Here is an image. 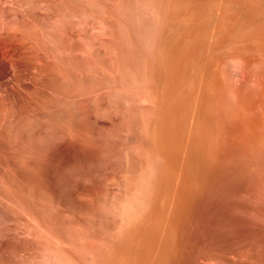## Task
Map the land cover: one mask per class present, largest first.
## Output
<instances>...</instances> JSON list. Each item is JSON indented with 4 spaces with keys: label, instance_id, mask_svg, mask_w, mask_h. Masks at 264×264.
I'll list each match as a JSON object with an SVG mask.
<instances>
[{
    "label": "rangeland",
    "instance_id": "obj_1",
    "mask_svg": "<svg viewBox=\"0 0 264 264\" xmlns=\"http://www.w3.org/2000/svg\"><path fill=\"white\" fill-rule=\"evenodd\" d=\"M0 264H264V0H0Z\"/></svg>",
    "mask_w": 264,
    "mask_h": 264
},
{
    "label": "bare ground",
    "instance_id": "obj_2",
    "mask_svg": "<svg viewBox=\"0 0 264 264\" xmlns=\"http://www.w3.org/2000/svg\"><path fill=\"white\" fill-rule=\"evenodd\" d=\"M1 60H2V59H1ZM3 64H4V63H3ZM5 64H6V63H5ZM7 64H9V63H7ZM7 66H8V65H7ZM9 66H10V65H9ZM7 68H8V67H7ZM11 69H12V68H11ZM6 70H8V69H6ZM6 70H5L4 72H6V75L9 76V75H8V74H9L8 72H10V71H6ZM1 71H2V70H1ZM4 72H2V73L4 74ZM11 76H12V74H11ZM1 77H2V76H1ZM3 77H4V76H3ZM8 78H9V77H8ZM11 80H12V79H11ZM210 90H211V89H210ZM211 96H212V95H211ZM207 101H208V99H207ZM209 101H211V100H209ZM209 103H210V102H209ZM206 105H207V103H206ZM210 105H211V104H210ZM224 108H226V107H224ZM194 111H195V110H194ZM193 114H195V112H194ZM225 114H226V113H225ZM223 116H224V114H223ZM197 117H198V116H197ZM191 118H192V116H191ZM225 118H226V117H225ZM194 119H195V118H194ZM194 119H193V120H194ZM226 119H227V118H226ZM226 119H224V120H226ZM190 122H191V121H190ZM223 122L226 123V121H223ZM195 123H196V121H195ZM193 124H194V123H193ZM189 125H190V124H189ZM189 130H190V129H189ZM196 130H197V129H196ZM190 132H191V131H190ZM192 132H193V129H192ZM193 134H195V132H194ZM47 136H48V135H47ZM41 137H42V136H41ZM38 138H39V137H38ZM40 139H41V138H40ZM38 141L40 142L41 140H38ZM42 141H43V140H42ZM41 145H42V144H41ZM40 147H41V146H40ZM40 147H39V149H43V148H40ZM187 148H188V147H187ZM36 152H37V151H36ZM38 152H39V151H38ZM187 152H188V151H187ZM127 155H128V154H127ZM147 155H148V154H147ZM186 155H187V153H186ZM42 156H43V155H42ZM40 157H41V156H40ZM124 157H125V156H124ZM186 157H187V156H186ZM140 158H142V157H140ZM145 158H146V157H145ZM151 158H153V157H151ZM151 158L149 157V160H148V161H150ZM156 158H157V156H155V160H154V161L158 160V158H157V159H156ZM181 158H182V156H181ZM183 158H184V157H183ZM42 159H43V158H42ZM128 159H129V158H127V160H128ZM142 159H144V157H143ZM142 159H140V160H142ZM146 159H147V158H146ZM146 159H144V160H146ZM159 159H160V158H159ZM184 159H185V158H184ZM184 159H183V160H184ZM187 159H188V158H187ZM39 160H40V159H39ZM127 160H126V161H127ZM41 161H42V160H41ZM123 161H124V159H123ZM130 161H131V160H130ZM42 162H43V161H42ZM141 162H142V161H141ZM144 162H145V161H144ZM146 162H147V161H146ZM146 162H145V163H146ZM151 162H152V161H151ZM160 162H161V161H160ZM160 162H159V163H160ZM181 162H182V160H181ZM185 162H186V160H185ZM125 163H126V162H125ZM127 163H128V162H127ZM182 163H183V162H182ZM182 163H181V164H182ZM123 164H124V163H123ZM128 164H130V162H129ZM131 164H132V163H131ZM135 164H136V163H135ZM135 164L133 163V165H135ZM137 164H138V163H137ZM153 164H154V163H153ZM186 164H187V163H186ZM40 165H42V164H40ZM139 165H141V164H139ZM139 165H138V166H139ZM142 165H144V163H143ZM142 165H141V166H142ZM147 165H148V164H147ZM182 165H183V164H182ZM184 165H185V164H184ZM124 166H125V165H124ZM126 166H127V164H126ZM145 166H146V164H145ZM145 166H144V167H145ZM150 166H151V165H149V167H150ZM160 166H161V165H160ZM179 166H180V165H179ZM127 167H128V166H127ZM158 167H159V166H158ZM162 167H163V166H162ZM162 167H161V168H162ZM37 168H38V167H37ZM124 168H125V167H124ZM130 168H132L131 165H130ZM137 168H138V167H137ZM137 168H136V171H137ZM139 168H140V167H139ZM151 168H152V167H151ZM151 168H150V169H151ZM156 168H157V167H156ZM156 168H155V169H156ZM180 168H181V166H180ZM158 169H159V168H158ZM177 169H178V168H177ZM183 169H186V167H185V168L183 167ZM38 170H39V169H38ZM131 170L133 171V168H132ZM134 170H135V168H134ZM139 170H140V169H139ZM147 170H148V167H147ZM147 170L145 171V169H143V171H145V172H147ZM35 171H36V170H35ZM126 171H127V170H126ZM129 171H130V170H129ZM132 171H130V172H132ZM136 171H135V172H136ZM143 171H142V172H143ZM158 171H160V170H158ZM158 171H156V172L158 173ZM161 171H162V169H161ZM176 171H177V170H176ZM36 172H37V171H36ZM38 172H39V171H38ZM148 172H149V171H148ZM148 172H147V174H148ZM152 172H154V171H152ZM152 172L150 171V173H152ZM177 172H178V171H177ZM123 173H124V171H123ZM125 173H126V172H125ZM128 173H129V172H128ZM137 173H138V172H137ZM137 173H136V174H137ZM139 173H140V172H139ZM150 173H149V175H150ZM162 173H163V172H162ZM162 173H161V174H162ZM182 173H183V172H182ZM129 174H130V176H131V178H132L133 175H131V174H133V173H129ZM129 174H128V177H129ZM145 174H146V173H145ZM153 174H154V173H153ZM153 174H152V175H153ZM159 174H160V173H159ZM180 174H181V172H180ZM138 175H139V174H138ZM141 175L143 176V174H141ZM152 175H150V176H152ZM181 175H182V174H181ZM184 175H185V174H184ZM39 176H40V175H39ZM41 176H42V175H41ZM41 176H40V177H41ZM124 176H125V175H124ZM136 176H137V175H136ZM136 176H135V177H136ZM142 176H138L139 179H140V177H142ZM144 176H146V175H144ZM154 176H155V175H154ZM154 176H153V177H154ZM175 176H177V174H176ZM178 176H179V175H178ZM186 176H187V175H186ZM135 177H134V178H135ZM157 177H158V175H157ZM181 177H182V176H181ZM35 178H36V177H35ZM159 178L162 179L161 177H159ZM170 178H171V177H170ZM178 178H179V177H178ZM187 178H188V177H187ZM37 179H38V178H37ZM37 179H36V180H37ZM126 179H127V178H126ZM135 179H137V178H135ZM144 179H145V177H144ZM153 179H154V178H153ZM153 179H152V180H153ZM156 179H158V178H155V182H156ZM179 179H181V178H179ZM179 179H178V180H179ZM38 180H39V179H38ZM116 180H117V179H116ZM123 180H124V179H123ZM133 180H134V179H133ZM141 180H142V179H141ZM146 180H147V177H146L145 181H146ZM174 180H175V179H174ZM176 180H177V179H176ZM117 181H118V180H117ZM135 181L137 182V180H135ZM150 181H151V180H150ZM160 181H161V180H160ZM180 181H181V180H180ZM180 181H179V182H180ZM186 181H187V180H186ZM136 182H135V183H136ZM139 182H140V181H139ZM151 182H152V181H151ZM173 182H174V181H173ZM114 183H116V182H114ZM140 183H142V182H140ZM152 183H153V182H152ZM157 183H158V182H157ZM160 183H161V182H160ZM38 184H40V183H38ZM116 184H117V183H116ZM126 184H130V183H128V181H127V183L125 182V185H126ZM146 184H147V183H146ZM148 184H149V182H148ZM148 184H147V185H148ZM154 184L156 185V183H154ZM176 184L178 185V183H176ZM186 184H187V183H186ZM135 185H136V184H135ZM140 185H141V184H138L137 186H140ZM155 185H154L153 187H155ZM159 185H160V184H159ZM180 185H181V182H180ZM184 185H185V183H184ZM42 186H43V185H42ZM123 186H124V185H123ZM142 186H146V185H142ZM35 187H36V186H35ZM43 187H44V186H43ZM128 187H129V188H127V189H130V188L132 189V187H130V186H128ZM146 187H147V186H146ZM156 187H158V186H156ZM180 187H181V186H180ZM182 187H183V186H182ZM124 188H126V187H124ZM141 188H143V187H141ZM39 189L41 190V188H39ZM42 189H44V188H42ZM131 189H130V190H131ZM133 189H134V188H133ZM138 189H139V188H138ZM147 189H148V187H147ZM147 189H146V190H147ZM157 189H158V188H157ZM159 189H160V187H159ZM176 189H177V186H176ZM178 189H179V187H178ZM182 189H183V188H182ZM182 189H181V190H182ZM37 190H38V189H37ZM136 190H137V189H136ZM136 190H135V191H136ZM142 190H143V189H142ZM146 190H144V191H146ZM150 190H151V189H150ZM181 190H180V192H181ZM35 191H36V190H35ZM45 191H46V190H45ZM135 191H134V195H136V194H135ZM139 191H140V189H139ZM139 191H138V192H139ZM175 191H177V190H174V192H175ZM40 192H41V191H40ZM131 192H132V190H131ZM149 192L151 193V191H149ZM153 192H154V191H153ZM155 192H156V188H155ZM180 192H179V193H180ZM43 193H44V192H43ZM132 193H133V192H132ZM158 193H159V191L157 192V194H158ZM175 193H176V192H175ZM182 193H183V192H182ZM44 194H45V193H44ZM124 194H125V193H124ZM128 194H129V192L127 193V196H126L127 198H129L128 196H130V195H128ZM138 194H139V193H138ZM148 194H149V193H148ZM172 194H173V193H172ZM39 195H40V194H39ZM125 195H126V194H125ZM146 195H147V192H146ZM146 195H145V196H146ZM154 195H155V194H154ZM175 195L177 196L178 194H175ZM180 195H181V193H180ZM34 196H35V195H34ZM136 196H138V195H136ZM143 196H144V195H142V197H143ZM178 196H179V195H178ZM27 197H28V194H27ZM39 197H40V196H39ZM131 197H132V196H130V198H131ZM139 197H140V196H139ZM142 197H141V198H142ZM152 197H153V196H152ZM41 198H42V197H41ZM135 198L138 199V197H135ZM155 198H156V197H155ZM155 198H154V199H155ZM179 198H180V197H179ZM38 199H39V198H38ZM144 199H145V198H144ZM150 199H151V198H150ZM172 199H173V197H172ZM43 200H44V198H43ZM130 200H131V201H130ZM130 200H129L130 203L133 202L132 199H130ZM134 200H135V199H134ZM139 200H140V198H139ZM36 201H37V200H36ZM41 201H42V200H41ZM121 201H122V200H121ZM136 201H137V200H136ZM141 201H142V200H141ZM147 201H148V200H147ZM151 201H152V200H151ZM153 201H155V200H153ZM156 201H157V198H156ZM156 201H155V202H156ZM173 201H174V200H173ZM177 201H178V200H177ZM134 202H135V201H134ZM134 202H133V203H134ZM137 202H138V201H137ZM149 202H150V201H149ZM37 203H39V202L37 201ZM43 203H44V202H43ZM120 203H121V202H120ZM138 203H139V202H138ZM144 203H145V201H144ZM147 203H148V202H147ZM152 203H153V202H150V204H152ZM173 203H174V202H173ZM39 204H40V203H39ZM123 204H124V203H123ZM131 204H132V203H131ZM131 204H129V203H127V201H125V204H124L123 206H124L125 208L128 209L129 205H130V207H132ZM136 204H137V203H136ZM136 204H135V205H136ZM148 204H149V203H148ZM150 204H149V205H150ZM132 205H133V204H132ZM135 205H134V209H135ZM137 205H138V204H137ZM141 205H142V204H141ZM152 205H153V204H152ZM152 205H151V206H152ZM174 205H175V204H174ZM42 206H43V205H42ZM139 206H140V205H139ZM154 206H155V205H154ZM124 207H122V208H124ZM136 207H138V206H136ZM143 207H144V206H143ZM143 207H142V208H143ZM152 207H153V206H152ZM172 207H173V206H172ZM119 208H121V207L118 206V209H119ZM146 208H147V207H146ZM150 208H151V207H150ZM127 209H126V210H127ZM129 209L131 210V208H129ZM132 209H133V208H132ZM151 209H152V208H151ZM151 209H149V213H150ZM41 210H42V209H41ZM122 210L124 211V209H122ZM146 210H148V209H146ZM146 210H144V212H145ZM42 211H44V210H42ZM131 211H132V210H131ZM135 211H136V209H135ZM135 211H134V213H135ZM127 212H128V210H127ZM140 212H141V211H140ZM146 212H147V211H146ZM43 213H44V212H43ZM107 213H108V212H107ZM107 213H106V214H107ZM121 213H122V212H121ZM131 213H132V214H130V212H129L130 216L133 215V212H131ZM138 213H139V211H138ZM111 214H112V213H111ZM125 214H126V213H125ZM136 214H137V212H136ZM136 214H135V215H136ZM147 214H148V213H147ZM101 215H102V214H101ZM113 215H114V213H113ZM118 215H119V214H118ZM122 215H123V217L127 216V215H124V214H122ZM122 215L120 214L119 216H122ZM135 215H134V216H135ZM107 216H108V215H107ZM130 216H129V217H130ZM137 216H138V214H137ZM103 217H104V216H103ZM127 217H128V216H127ZM129 217H128V218H129ZM131 217H133V216H131ZM131 217H130V218H131ZM106 218H107V217H106ZM114 218L116 219L115 216H114ZM114 218H112V219H114ZM117 218H118V217H117ZM120 218H122V217H120ZM130 218H129V220H130ZM108 219H110V218H108ZM115 219H114V220H115ZM141 219H143V217H142V218H139L138 220L140 221ZM145 219H146V218H145ZM126 220H127V219H126ZM126 220H125V218H124V219L122 218V219H118V221H116V222L114 221L115 223L113 222L114 224H113V226H111V227L114 228V229L111 228L112 231H114L115 229L117 230L119 227H121V228L124 227V226H125V223H126V222H125ZM129 220H128V222H129ZM134 220H135V218H134ZM102 221H104V219H103ZM106 221H107V219H106ZM110 221H111V220H110ZM112 221H113V220H112ZM131 221H132V220H131ZM135 221H136V220H135ZM139 221H138V222H139ZM142 221H143V220H142ZM142 221H141V222H142ZM97 222H99V220H98ZM136 222H137V221H136ZM102 223H103V222H102ZM104 223H105V222H104ZM106 223H107V222H106ZM106 223H105V224H106ZM108 223H109V222H108ZM123 223H124V226L122 225ZM129 223H130V222H129ZM109 224H110V223H109ZM130 224H131V223H130ZM132 224H133V223H132ZM132 224H131V225H132ZM135 224H136V223L134 222L133 226H134ZM138 224H139V223H138ZM143 224H144V223H143ZM101 225H102V224H101ZM127 226H130V225H127ZM141 226H142V225H141ZM130 227H131V226H130ZM121 228H120V229H121ZM135 228H136V226H135ZM135 228H134V229H135ZM139 228H140V226H139ZM107 229H108V228H107ZM130 229H131V228H130ZM134 229H133V230H134ZM137 230H138V228H137ZM118 231L120 232L119 229H118ZM118 231H115V233H116V232L118 233ZM129 232H131V231H129ZM135 232H136V230H134V233H135ZM110 233H111V232H110ZM117 233H116V234H117ZM123 233H124V232H123ZM126 233H127V232H126ZM119 234H120V233H119ZM124 234H125V233H124ZM124 234H122V235H124ZM114 235H115V234H114ZM117 235H118V234H117ZM127 235H128V234H127ZM127 235H126V236H127ZM129 235H130V233H129ZM132 235H133V234H132ZM130 236H131V235H130ZM119 237H120V236H119ZM119 237H118V238H119ZM127 238H128V237H127ZM119 242H120V241H119Z\"/></svg>",
    "mask_w": 264,
    "mask_h": 264
}]
</instances>
